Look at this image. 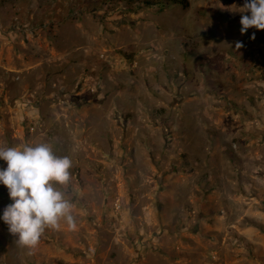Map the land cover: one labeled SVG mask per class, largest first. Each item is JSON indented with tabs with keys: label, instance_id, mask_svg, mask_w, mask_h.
Returning <instances> with one entry per match:
<instances>
[{
	"label": "rangeland",
	"instance_id": "obj_1",
	"mask_svg": "<svg viewBox=\"0 0 264 264\" xmlns=\"http://www.w3.org/2000/svg\"><path fill=\"white\" fill-rule=\"evenodd\" d=\"M150 1L0 0V147L72 160L77 225L33 250L0 219V264H264V31Z\"/></svg>",
	"mask_w": 264,
	"mask_h": 264
},
{
	"label": "clouds",
	"instance_id": "obj_2",
	"mask_svg": "<svg viewBox=\"0 0 264 264\" xmlns=\"http://www.w3.org/2000/svg\"><path fill=\"white\" fill-rule=\"evenodd\" d=\"M239 9L245 13L240 21L242 34L250 28L264 31V0H245ZM249 12L250 16L246 14ZM251 39H255V34ZM242 47V42H236V50ZM0 160L7 164L6 168H0V184L7 188L12 201L0 219L18 237L17 244L34 250L46 229L59 230L62 221L75 230L74 205L55 187L70 182L73 165L69 157H59L51 145L39 143L0 147Z\"/></svg>",
	"mask_w": 264,
	"mask_h": 264
},
{
	"label": "trees",
	"instance_id": "obj_3",
	"mask_svg": "<svg viewBox=\"0 0 264 264\" xmlns=\"http://www.w3.org/2000/svg\"><path fill=\"white\" fill-rule=\"evenodd\" d=\"M158 1H160V0H151V1L148 2L147 4H148V5L155 4V3H157ZM167 1H170V0H167ZM182 4H184V5L186 6V5H187V2L184 1V2H182Z\"/></svg>",
	"mask_w": 264,
	"mask_h": 264
}]
</instances>
